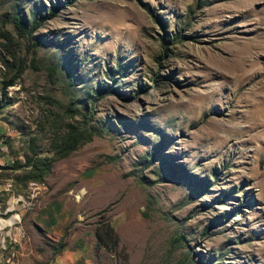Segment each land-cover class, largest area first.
I'll return each instance as SVG.
<instances>
[{"label": "rangeland", "instance_id": "rangeland-1", "mask_svg": "<svg viewBox=\"0 0 264 264\" xmlns=\"http://www.w3.org/2000/svg\"><path fill=\"white\" fill-rule=\"evenodd\" d=\"M0 219V264H264V0H0Z\"/></svg>", "mask_w": 264, "mask_h": 264}, {"label": "trees", "instance_id": "trees-1", "mask_svg": "<svg viewBox=\"0 0 264 264\" xmlns=\"http://www.w3.org/2000/svg\"><path fill=\"white\" fill-rule=\"evenodd\" d=\"M202 5H205L204 3ZM55 10L51 5L45 15H51ZM37 14L29 13L26 17L20 16L17 12L10 15L9 21L20 35L30 33L34 27L39 26L36 20ZM6 39H10L8 32L3 33ZM10 56L16 60V68L11 73L8 80L3 81L2 86L13 83L14 77L21 71V58L16 56L15 52L10 51ZM92 132L80 125L72 122H65V129L54 141L50 154H39L32 140L28 142L27 146L29 154L23 155V161L20 162L18 158H14L11 164H6L5 167L18 168L22 167L20 174H16L17 182L24 185L26 181H42L43 177L48 173L51 163L60 157L65 156L71 150L75 149L78 145L90 139ZM96 242L106 247L109 245L114 246L117 243V235L108 222L102 223L101 227L96 226L94 229Z\"/></svg>", "mask_w": 264, "mask_h": 264}, {"label": "bare ground", "instance_id": "bare-ground-1", "mask_svg": "<svg viewBox=\"0 0 264 264\" xmlns=\"http://www.w3.org/2000/svg\"><path fill=\"white\" fill-rule=\"evenodd\" d=\"M10 223H12V219L11 220L0 219V228L4 227L6 225H9Z\"/></svg>", "mask_w": 264, "mask_h": 264}, {"label": "crops", "instance_id": "crops-1", "mask_svg": "<svg viewBox=\"0 0 264 264\" xmlns=\"http://www.w3.org/2000/svg\"><path fill=\"white\" fill-rule=\"evenodd\" d=\"M58 257H59V255H58Z\"/></svg>", "mask_w": 264, "mask_h": 264}]
</instances>
